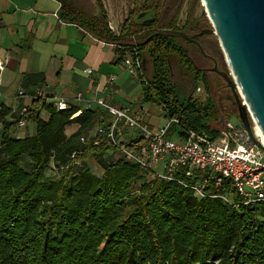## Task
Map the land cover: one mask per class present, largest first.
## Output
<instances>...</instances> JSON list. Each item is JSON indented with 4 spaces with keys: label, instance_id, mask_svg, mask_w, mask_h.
<instances>
[{
    "label": "trees",
    "instance_id": "16d2710c",
    "mask_svg": "<svg viewBox=\"0 0 264 264\" xmlns=\"http://www.w3.org/2000/svg\"><path fill=\"white\" fill-rule=\"evenodd\" d=\"M59 1L63 20L115 44L120 59L149 60L150 71L146 64L140 68L143 100L178 117L179 136L189 128L218 135L220 113L212 97L203 101L183 93L173 76L177 63L194 91L200 80L210 88L195 58L196 43L175 34L150 37L161 28L190 33L203 25L191 11L188 27L180 25L184 0H134L119 33L101 0L98 12L77 0ZM168 4L175 11L163 18ZM142 12L154 21L139 18ZM33 101L35 132L25 137L14 135L19 112L8 118L11 108L0 105V264H264L263 202L245 203L228 181L224 191L232 203L198 198L123 154L112 157L116 147L96 134L105 122L99 108L58 110ZM72 125L76 130L67 134ZM90 160L101 165V173Z\"/></svg>",
    "mask_w": 264,
    "mask_h": 264
},
{
    "label": "crops",
    "instance_id": "0c3cea01",
    "mask_svg": "<svg viewBox=\"0 0 264 264\" xmlns=\"http://www.w3.org/2000/svg\"><path fill=\"white\" fill-rule=\"evenodd\" d=\"M60 9L59 0H0V58L8 56L0 70V105L11 108L8 118L20 107L33 105L28 95L40 91L49 97L66 98L85 109L84 103L73 100L81 92L91 99L90 108H100L94 99L104 98L134 114L140 109L132 105L135 92L142 87V72L137 79L124 66L126 55L120 59L115 44L95 37L77 23L63 20ZM111 20L119 30L122 24L109 17ZM89 68L93 69L91 73L87 72ZM20 92L27 96L17 97ZM104 118L106 123L107 113ZM76 128L72 125L66 133ZM31 131L28 129L26 136L34 134L35 127ZM15 133L16 130L15 136L25 137Z\"/></svg>",
    "mask_w": 264,
    "mask_h": 264
},
{
    "label": "built area",
    "instance_id": "2783aa9c",
    "mask_svg": "<svg viewBox=\"0 0 264 264\" xmlns=\"http://www.w3.org/2000/svg\"><path fill=\"white\" fill-rule=\"evenodd\" d=\"M112 30L119 33L114 24L109 21ZM8 61L6 55L0 58V70ZM124 66L131 74H140L143 63L139 56H126ZM93 71L87 69L88 73ZM202 91L201 87L197 88ZM2 93L0 91V97ZM27 96L20 92L17 97ZM32 100L51 104L58 110L73 106L70 100L63 97H49L39 92L28 95ZM75 103H84L90 107V98L79 92L73 98ZM99 107L108 114V121L100 124L96 134L105 135L108 141L116 147L120 154L132 162L150 170L154 175L178 181L190 189L198 198L220 197L224 201H235L231 193L225 192V183L239 195L245 203H264V144L257 135V125H252L255 138L262 143L259 146L249 134L245 125L230 118L225 119L217 136H212L205 130L187 129L186 134L178 138L170 135L174 124H180L178 117H170L163 127L153 129L143 116V109L134 114L127 108H120L105 101L104 98L94 99ZM32 105H24L19 109V127H25L30 121ZM124 128H136L141 135L124 143L119 140ZM86 141V137H82ZM162 162V169L155 166Z\"/></svg>",
    "mask_w": 264,
    "mask_h": 264
},
{
    "label": "water",
    "instance_id": "95a60500",
    "mask_svg": "<svg viewBox=\"0 0 264 264\" xmlns=\"http://www.w3.org/2000/svg\"><path fill=\"white\" fill-rule=\"evenodd\" d=\"M202 1L212 23V28L202 33H214L218 37L230 72L216 69L233 92L239 120L254 141L263 147L254 136L250 118L264 135V0ZM146 15L142 12L138 17ZM153 21L152 16L145 20L146 23ZM164 34L192 40L187 32L170 28L158 29L150 37ZM149 38L137 44H144Z\"/></svg>",
    "mask_w": 264,
    "mask_h": 264
},
{
    "label": "rangeland",
    "instance_id": "374dc122",
    "mask_svg": "<svg viewBox=\"0 0 264 264\" xmlns=\"http://www.w3.org/2000/svg\"><path fill=\"white\" fill-rule=\"evenodd\" d=\"M80 3H82L84 6H86L89 10L92 12H98V4L96 0H77ZM107 13L109 14L110 19H116L119 21L120 25L123 23V21L128 17L130 14V11L135 7L134 0H101ZM173 1V0H171ZM167 3V2H166ZM170 5V4H168ZM165 7V8H164ZM163 10L166 11L167 6L164 5ZM175 11V5H171L170 8L167 9V16ZM191 11L193 13V19H198L199 17L202 19V23L206 29L212 28V23L210 19L207 16L205 5L203 4L202 0H184L182 7H181V13L179 17V23L182 25L183 21L186 19L187 14ZM112 22V20H111ZM113 23V22H112ZM115 27L116 24L113 23ZM120 30V28H119ZM206 42L211 43V45L214 47V52L216 56L220 59L221 62V68L225 72H230L228 63L226 61L224 52L220 46L218 37L214 34H208L205 38ZM195 58L197 63L201 64V62L205 65L208 61H206L205 58L202 57V54L200 52H195ZM145 64L148 68V71L151 69V65L148 59H145ZM148 71L147 75H148ZM150 75V73H149ZM173 76L175 82H178L180 85V89L183 93L187 94V92H190L195 98L205 101L206 97L213 96L214 89L216 86L222 83V79L216 74V73H209L208 82L210 84V88L206 89L204 83L200 80L198 82V87L202 88V91H198L197 88L194 91L192 88V83L190 78L186 75V73L180 69V67L177 65V63H174L173 67ZM135 77L139 79V75L136 74ZM133 100L135 101V104L132 105L133 108H142L143 109V116L145 118V122L150 126L154 128H160L167 124L169 121V117L165 115V113L162 111L161 107L157 105L154 102H148L143 100V94H142V87L135 92V95L133 96ZM102 110V108H99ZM102 114L105 117V111L102 110ZM48 115V112L45 110L42 112V117L46 118ZM230 118L234 122H238V109L237 105L235 107H230V109L226 110L224 113L220 114L219 123L215 124L216 128L221 129L222 125L225 121V119ZM106 119V118H105ZM252 125L255 126L254 122H251ZM1 127V125H0ZM35 122L30 121L27 126L25 127H17L15 130L17 133L21 136L27 135V130L34 131ZM99 126H96V129ZM180 130V126L178 124H174L172 127V130L170 132V135L173 136V138H178V132ZM141 133L136 128H124L123 134L119 136V140L126 143L132 138H135L136 136H140ZM117 157L120 155L119 151H115L111 156ZM89 166L92 168V170L96 173L102 172V167L99 163H97L94 160L88 161ZM155 168H158V170L162 169V162H159Z\"/></svg>",
    "mask_w": 264,
    "mask_h": 264
},
{
    "label": "flooded vegetation",
    "instance_id": "af4514ba",
    "mask_svg": "<svg viewBox=\"0 0 264 264\" xmlns=\"http://www.w3.org/2000/svg\"><path fill=\"white\" fill-rule=\"evenodd\" d=\"M171 6L168 5L167 9ZM167 9L164 11L163 18H169L171 15L167 16ZM145 17V16H144ZM148 19V17H145ZM185 20L183 21L182 25L188 27V23L185 24ZM202 22V21H201ZM206 28L204 25L200 26L198 29L192 30L190 29V33H188L192 37V41L196 43L198 48L200 49L199 52L202 54V57L208 61L205 65L201 62L198 63V66L201 68V73L206 77H209V73H216L221 79L222 83L215 87L214 94L212 96V101L216 105L218 113H224L226 110L230 109V107H235L234 103V95L231 88L228 85L227 80L219 73V71H223L221 68V62L218 56H216L214 52V47L211 43L205 41V37L208 34L202 33ZM143 63V62H142ZM145 64V61L144 63ZM218 68V70L216 69Z\"/></svg>",
    "mask_w": 264,
    "mask_h": 264
},
{
    "label": "bare ground",
    "instance_id": "6f19581e",
    "mask_svg": "<svg viewBox=\"0 0 264 264\" xmlns=\"http://www.w3.org/2000/svg\"><path fill=\"white\" fill-rule=\"evenodd\" d=\"M256 129H257V135L261 137L262 142L264 144V135L262 134V132L260 131V129L258 127H256Z\"/></svg>",
    "mask_w": 264,
    "mask_h": 264
}]
</instances>
